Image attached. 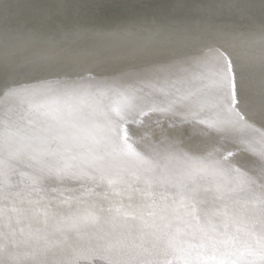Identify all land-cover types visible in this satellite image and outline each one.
Returning <instances> with one entry per match:
<instances>
[{"label":"snow or ice","instance_id":"1","mask_svg":"<svg viewBox=\"0 0 264 264\" xmlns=\"http://www.w3.org/2000/svg\"><path fill=\"white\" fill-rule=\"evenodd\" d=\"M0 264H264V0H0Z\"/></svg>","mask_w":264,"mask_h":264}]
</instances>
